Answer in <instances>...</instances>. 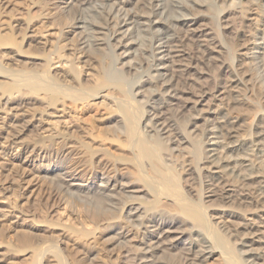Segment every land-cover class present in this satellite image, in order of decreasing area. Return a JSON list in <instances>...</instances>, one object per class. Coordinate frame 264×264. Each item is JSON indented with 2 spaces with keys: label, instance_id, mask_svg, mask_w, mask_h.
Returning a JSON list of instances; mask_svg holds the SVG:
<instances>
[{
  "label": "bare ground",
  "instance_id": "obj_1",
  "mask_svg": "<svg viewBox=\"0 0 264 264\" xmlns=\"http://www.w3.org/2000/svg\"><path fill=\"white\" fill-rule=\"evenodd\" d=\"M24 2L0 0L5 264H264V0Z\"/></svg>",
  "mask_w": 264,
  "mask_h": 264
},
{
  "label": "rangeland",
  "instance_id": "obj_2",
  "mask_svg": "<svg viewBox=\"0 0 264 264\" xmlns=\"http://www.w3.org/2000/svg\"><path fill=\"white\" fill-rule=\"evenodd\" d=\"M22 2L23 4L25 3L24 2V0H11V2H13L12 4H15L16 3V5H19V4H22V3H19V2ZM27 3L29 2V0H25ZM221 2V1H220ZM253 16V15H252ZM248 23H249V21H248ZM44 32L45 33H49V32H52V30H44ZM67 52H69V51H67ZM261 104H263L264 105V100L262 99L261 100ZM262 105V106H263ZM58 114H60V113H58ZM67 115H65V117H66ZM68 117V116H67ZM66 117V118H67ZM66 118H65V120H66ZM6 168H9V165H8V162H6ZM9 173V170H4L3 171V175H6V174H8ZM10 177H11V175H10ZM10 177H8V178H10ZM8 180V179H7ZM9 184V182H6V180H4V178L2 179V181H1V185H0V225L1 224H4V225H6V227L7 228H9L5 233H7V235H9V234H13L14 232L13 231H10V229L15 225V221H22L21 220V218H23V217H27V213H23L22 215L20 214V213H16V210H11V208H9L8 207V205H9V203L11 204V203H13V202H16L17 203V205H21L22 203H23V208L25 209V210H27V204H24V202H25V200L24 199H21L22 197H14V195L13 194H11V191H6V189H2L1 188V186H7ZM37 185H39V183L37 184ZM37 185H35V186H37ZM43 189H47V185H42L41 186ZM46 196L47 195H45V192L40 196V199H41V201H42V203H43V205H49L50 204V214L48 213L49 212V210H47V213H46V216H48L49 218H51V219H56V220H60V219H62V220H65V217H64V213H62L61 211L62 210H60V206H59V204L57 203L58 201H57V199H58V197H56V196H53L52 198H49L50 200H48V198L46 199ZM47 200V201H46ZM56 200V201H55ZM12 201V202H11ZM55 202H56V205H55ZM54 205H53V204ZM60 203V202H59ZM24 210V211H25ZM3 214H6V216H4ZM13 214L15 215V216H17V217H13ZM38 214V213H37ZM39 214H44V213H39ZM24 215V216H23ZM22 216V217H21ZM48 217H47V219H48ZM81 218V217H80ZM26 222H23V225L24 226H20V227H18L19 229H24V228H26L27 229V227H25V225H27V218H26V220H25ZM17 223V222H16ZM39 225H41V224H39ZM40 227H42V225L40 226ZM40 233H42V232H40ZM56 233V232H55ZM61 235L63 236V238H65V240H66V236L65 235H67V237L68 236H70L69 235V233L68 232H62L61 233ZM95 239L94 238H91V237H89L88 239L87 238H84V242H88V243H90L91 245L93 244L94 245V251L95 252H97L96 250H98V252L100 253L99 254V256L100 255H102V254H104V256H102V257H105V252H104V236H102V233L101 232H96L95 233ZM72 237V236H71ZM73 238V237H72ZM73 239H75L76 240V238H73ZM87 239V240H86ZM77 241V240H76ZM81 242V241H80ZM77 244H80V243H77ZM82 244V243H81ZM96 249V250H95ZM93 251V252H94ZM97 252V253H98ZM2 253V254H1ZM0 256H5V257H3V259L0 257V263L1 264H5L6 263V260H10L11 261V258H10V256H9V254H7V255H4L3 254V252H0ZM9 258H8V257ZM20 258H21V256H20ZM4 260H5V262H4ZM7 261V262H10V261Z\"/></svg>",
  "mask_w": 264,
  "mask_h": 264
}]
</instances>
